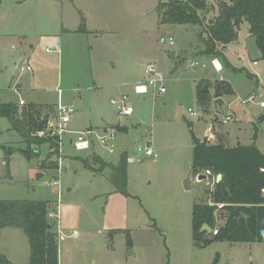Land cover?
Segmentation results:
<instances>
[{"label":"rangeland","instance_id":"obj_1","mask_svg":"<svg viewBox=\"0 0 264 264\" xmlns=\"http://www.w3.org/2000/svg\"><path fill=\"white\" fill-rule=\"evenodd\" d=\"M157 2L0 0V102L23 98L27 103L55 106L59 88L61 103L74 110L66 125L69 131L62 134L59 155L53 156L58 161L56 168L40 166L47 145L35 147L41 150L29 161L15 153L8 170L0 149V199L48 202V213L58 214L57 219L47 216L56 232L58 264H264L263 243L213 241L203 248L193 246L192 206L209 203L215 182L208 176L196 181L197 175L190 171L192 142L187 126L188 121L193 123L199 137L208 133L211 123L221 131L229 127L241 143L254 141L264 151V118L259 120L264 117V107L259 105L264 102V59L243 20L236 39L226 44L228 65L216 58L221 64L216 71L212 57L195 55L202 28L159 23ZM209 3L213 10L205 14L208 19L216 14L217 6L215 1ZM81 17L88 33L77 31ZM161 38L166 42L160 43ZM169 38L172 45L167 43ZM46 47L51 51H45ZM192 60L197 64L188 67ZM150 63L162 82L146 93H136L134 86L146 81L144 68ZM27 64L31 70L25 69ZM202 77L227 80L236 94L222 97L224 104L217 111L213 105L203 111L196 103L195 84ZM19 84L21 90H15ZM160 86H165V92H158ZM252 94L253 101L241 102ZM122 96H126L124 104L133 108L128 116L118 114ZM146 104L145 121L139 113ZM228 110L234 118L223 124ZM113 126L117 135L114 150L109 152L96 135ZM8 127L9 121L0 117V131ZM89 127L94 131L89 149L79 151L67 142L66 136L74 140L77 132ZM254 128L257 133L252 139ZM235 135L224 142L233 145ZM0 145L25 146L10 130L0 133ZM146 145L153 155L138 151ZM123 152L130 157L129 196L114 190L109 168L96 172L81 161L86 158L98 168L91 154L116 164ZM220 213H215L217 225L223 222ZM206 236L211 238V232ZM0 253L13 264H26V234L17 228L0 229Z\"/></svg>","mask_w":264,"mask_h":264},{"label":"trees","instance_id":"obj_2","mask_svg":"<svg viewBox=\"0 0 264 264\" xmlns=\"http://www.w3.org/2000/svg\"><path fill=\"white\" fill-rule=\"evenodd\" d=\"M212 1H215L217 6L211 24L205 17L206 13L213 10V4L209 3V0H158L155 11L159 23L193 24L201 27L202 30L198 32L200 44L195 55L219 58L226 64L224 46L236 39L237 29L242 21L246 20L249 24L248 32L254 37L264 59V0ZM77 31L87 32L84 17H81ZM249 77L253 78L254 75L249 74ZM233 94L232 84L224 79H201L196 83V103L203 111L212 106L213 99ZM50 114L52 118L56 117L54 106L0 102V117L9 121V130L20 136L25 144L24 148H6L0 145L5 156L6 170L12 153L17 152L29 161L38 156L41 150L35 147L44 145H47L48 152L40 162L41 168L51 169L58 166V161L53 156L59 155V138L47 130ZM187 126L192 142L191 172L197 175L209 170L215 177L221 174L220 180L214 183L209 194L210 201L214 204L196 203L192 206L193 246L203 248L213 241L264 244V171L261 170L264 169V152H261L254 142L248 145L237 144L230 148L211 144L206 138L195 136L191 122L188 121ZM39 132H42V135H39ZM256 133L257 129L254 128L252 139H255ZM91 155L98 168H94L86 158L81 159L83 166L96 172L109 168V179L114 190L129 196L127 153H121L116 164L105 161L96 153ZM217 204L223 205L218 207ZM47 205L46 200L0 199V229H21L27 236L29 259L26 264H58L56 232L47 227L48 224L52 226L47 219ZM217 210L221 211L220 217L223 218L220 225L216 224ZM204 224L212 229L217 227V233L207 238L208 232L201 230ZM125 233L126 246L130 247L129 232L125 230ZM0 264L13 263L0 253Z\"/></svg>","mask_w":264,"mask_h":264},{"label":"built area","instance_id":"obj_3","mask_svg":"<svg viewBox=\"0 0 264 264\" xmlns=\"http://www.w3.org/2000/svg\"><path fill=\"white\" fill-rule=\"evenodd\" d=\"M160 43H165L166 40L164 38H161ZM167 43L169 45L173 44V40L172 38H169ZM46 51H50L51 49L46 47L45 48ZM214 68L216 71H220L221 70V65H219L218 63H216V61L214 59L211 60ZM197 64L196 61L192 60L188 63V67H193ZM26 70H31V67L27 64L25 66ZM144 72L147 75V79L144 83L141 84H137L134 86V90L136 93H146L148 91V88L151 86H155L157 83L162 82L161 80V76L158 74V72L155 70L154 65L153 64H147L144 68ZM158 92H165V86H160L158 88ZM58 94H61V90H58ZM255 99L254 94L250 95L247 99L242 100V103H245L247 101H253ZM126 100V96H122V98L120 99V105H117V109H118V114L120 116H128L133 112V108L131 106L125 105L124 101ZM19 105H23L24 104V100L19 99ZM111 103H116L115 100H111ZM260 106H264V102H260L259 103ZM73 109L72 107L69 106H65L61 103L60 100H58V104L56 107V117L52 118V120H48L47 121V130L50 131L51 135H57L59 138L58 144L59 146L61 145V137L62 134H64L65 132H68L69 130L66 129V125L70 120V114L73 113ZM188 112L191 116L193 117H197V112L192 110L191 108H188ZM234 116V113L230 110H228L225 115L223 116V118L221 119V122L223 124H226L227 122H229ZM116 128L113 127H107L105 128L102 133L100 135H96V138L99 142V144L106 148L109 152H112L114 150L115 147V138H116ZM94 133L93 130H86V131H80L77 132V136L76 138L73 140H70V143L73 145V147L76 150H86L89 149L91 147V139H92V134ZM39 135H42V132L38 133ZM138 151H143L145 155L147 156H151L153 155V151L152 149L146 145V146H139L138 147ZM262 171H264V169H261ZM206 175V177L211 176L213 181L215 182V176L209 171V170H205L204 173ZM53 183H57L56 181ZM262 192L264 194V189H262ZM209 205H213L214 203H212L211 201H209L208 203ZM223 204H217L218 207L222 206ZM48 217L52 218V219H57L58 218V214H53V213H48ZM211 234H216L217 233V227L212 229L211 228Z\"/></svg>","mask_w":264,"mask_h":264},{"label":"crops","instance_id":"obj_4","mask_svg":"<svg viewBox=\"0 0 264 264\" xmlns=\"http://www.w3.org/2000/svg\"><path fill=\"white\" fill-rule=\"evenodd\" d=\"M19 1H21V0H19ZM89 32V30L87 29V32L86 33H88ZM226 47H227V45H225L224 46V51H225V49H226ZM46 51V50H45ZM51 51V50H50ZM175 51V50H174ZM175 55H176V51H175ZM175 55H173V56H175ZM215 61H216V63H218L219 65H221L220 63H219V61L217 60V59H215V58H213ZM204 73H205V75H207L208 74V71L207 70H205L204 71ZM256 77V76H255ZM201 79H209V78H207V77H202V78H199L196 82H195V84L199 81V80H201ZM211 80V79H210ZM216 80V79H215ZM139 83V82H138ZM137 83V84H138ZM232 87H233V85H232ZM15 90H21V84H19V85H17L16 86V89ZM58 90H59V88L57 89V94H58ZM233 90H234V94H236V90L234 89V87H233ZM58 100H60V95L58 94ZM19 99H22V100H24L23 98H19ZM19 99H18V101H7V102H11V103H16V104H18L19 105ZM222 100H223V103L222 104H224V99L223 98H221ZM243 100H245V99H243ZM61 101V100H60ZM242 101V100H241ZM7 102H2V103H7ZM30 103H34V104H38V105H45V103H35V102H30ZM24 104H27V102L24 100ZM57 104H58V101H57ZM57 104L54 106V112H55V114H56V107H57ZM213 105V104H212ZM214 107V106H213ZM221 107V105H218L217 106V108H214L216 111L219 109ZM261 107V106H260ZM264 107V106H263ZM53 116L50 114L49 115V118H48V120L49 119H51ZM261 117V116H260ZM259 117V118H260ZM233 118H234V116H233ZM232 118V119H233ZM264 118V117H263ZM231 119V120H232ZM211 121H212V119H211ZM228 123V122H227ZM193 128H194V125H193V123H192V131H193ZM105 129V128H104ZM103 129V130H104ZM207 129H208V133L206 134V132L204 133V135L202 136V137H199L198 135H196L195 133H194V131H193V133L195 134V136H197L198 138H200V139H203V138H206L211 144H220V145H223V146H225V147H233V146H235V145H237V144H241V145H246V144H243V143H241L240 141H239V137H238V135H235V131L233 130V129H231V128H226V130L225 131H221V130H219L218 128H216V126L213 124V123H211L210 124V126H208L207 127ZM88 130H93V128L92 127H89L88 128ZM6 131V133L8 134L9 133V127L5 130ZM4 131V132H5ZM4 132H0L1 134H3ZM117 135V134H116ZM230 135H235V137H234V140H233V145H231V146H229V145H227L224 141H226L227 140V138L230 136ZM66 139H68V141L67 142H69L72 138H69L68 136H66ZM221 139H224V140H221ZM250 140H251V137H250ZM254 142V141H253ZM253 142H251V143H253ZM250 143V144H251ZM248 145V144H247ZM260 150V149H259ZM2 151V150H1ZM261 151V150H260ZM261 152H264V151H261ZM15 153H17V152H14V153H12L10 156H9V161H10V167H11V164H12V160L14 161V159H15V157H16V155L14 156V154ZM22 156V155H21ZM4 158H5V156L3 155V157H2V163L5 165V160H4ZM130 160V157L128 156V161ZM191 171V170H190ZM198 175L199 174H197V177H198ZM189 177H190V175H189ZM188 177V178H189ZM189 180V179H188ZM199 179L197 178V180L196 181H198ZM189 185V184H188Z\"/></svg>","mask_w":264,"mask_h":264},{"label":"water","instance_id":"obj_5","mask_svg":"<svg viewBox=\"0 0 264 264\" xmlns=\"http://www.w3.org/2000/svg\"><path fill=\"white\" fill-rule=\"evenodd\" d=\"M212 22H213V19L212 18H209L208 19V23L211 24ZM170 55L173 56L174 55V51H171V54ZM222 103H223V100L221 98H215L212 101V104H213L214 108H217L218 105H222ZM148 111H149V106H148V104H146L145 107L142 109V111L139 113V116H140V118L142 120H145L146 121L148 119ZM262 118H263V116H261L259 118V120H261ZM188 177L189 176H186V178H185V184L186 185L189 182V180H188L189 178ZM197 178L198 179H205L206 178V175L202 173V174H199ZM220 178H221V174H217L216 177H215V182H218L220 180ZM67 189L69 190V188H67ZM47 227L50 229L51 228V225L48 224ZM201 230L202 231L205 230L206 232H210L211 231V227H209V226H207V225L204 224L201 227Z\"/></svg>","mask_w":264,"mask_h":264}]
</instances>
